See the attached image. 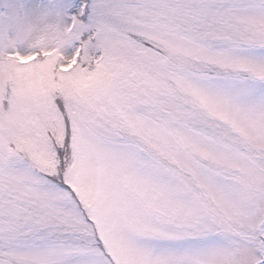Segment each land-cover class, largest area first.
<instances>
[{"label": "snow or ice", "instance_id": "obj_1", "mask_svg": "<svg viewBox=\"0 0 264 264\" xmlns=\"http://www.w3.org/2000/svg\"><path fill=\"white\" fill-rule=\"evenodd\" d=\"M0 264H264V0H0Z\"/></svg>", "mask_w": 264, "mask_h": 264}]
</instances>
